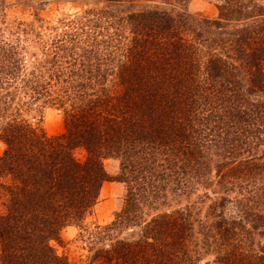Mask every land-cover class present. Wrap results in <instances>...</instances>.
Masks as SVG:
<instances>
[{
	"label": "trees",
	"instance_id": "16d2710c",
	"mask_svg": "<svg viewBox=\"0 0 264 264\" xmlns=\"http://www.w3.org/2000/svg\"><path fill=\"white\" fill-rule=\"evenodd\" d=\"M69 1L99 7L18 22L0 0V264H70L68 226L86 264H264V0ZM45 108L61 135L24 116ZM107 159L125 193L90 228Z\"/></svg>",
	"mask_w": 264,
	"mask_h": 264
},
{
	"label": "rangeland",
	"instance_id": "374dc122",
	"mask_svg": "<svg viewBox=\"0 0 264 264\" xmlns=\"http://www.w3.org/2000/svg\"><path fill=\"white\" fill-rule=\"evenodd\" d=\"M139 3L142 6H156L161 9H170L171 6L168 3L173 4L170 0H139ZM8 4L9 7L6 9L7 18L18 22H30L34 19V14H37L44 21L56 23L66 17L72 19L82 9L99 7L97 3L91 1L71 2L69 0H45V5L42 7H38V1L8 0ZM186 9L198 19L213 20L217 18L215 3L211 0H188ZM24 116L32 124H36L40 120V127L47 136H58L64 132L62 114L54 108H45L40 112L34 109L27 110L24 112ZM3 150L4 147L0 143V155ZM74 154L78 160H82L84 157V152L81 149H77ZM103 165L108 181L103 183L99 200L84 221V224L90 226V228L93 225L104 226L109 224L119 210L125 193L123 184L114 181L119 171L118 162L107 159L103 162ZM50 244L55 253L66 259L70 264H86L93 252L91 244L86 240V235L81 234L75 226L63 228L60 231V242L52 241Z\"/></svg>",
	"mask_w": 264,
	"mask_h": 264
}]
</instances>
